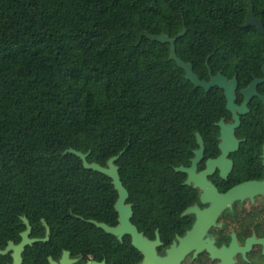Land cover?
<instances>
[{"label":"trees","instance_id":"16d2710c","mask_svg":"<svg viewBox=\"0 0 264 264\" xmlns=\"http://www.w3.org/2000/svg\"><path fill=\"white\" fill-rule=\"evenodd\" d=\"M252 15L264 23V0H0V249L19 241L22 216L79 248L97 230L80 217L116 215L111 180L69 149L102 166L125 150L131 194L149 188L146 166H178L212 106L151 36L177 37L200 76L209 56L255 68L264 36L245 26Z\"/></svg>","mask_w":264,"mask_h":264},{"label":"flooded vegetation","instance_id":"af4514ba","mask_svg":"<svg viewBox=\"0 0 264 264\" xmlns=\"http://www.w3.org/2000/svg\"><path fill=\"white\" fill-rule=\"evenodd\" d=\"M252 54L260 56V61H251L260 66L214 59L211 67L209 56L207 74L194 71L202 81L212 82L219 75L226 80L225 87L201 88L212 106L206 126L194 132L178 166H166L165 172L155 169L158 174L145 167L148 179L143 182L149 188L144 194H131L126 188V204L133 213L130 223L145 241L144 250L134 244L133 235L120 240L93 223L120 225L118 196L116 215H100L98 220L80 217L97 230L85 234L79 248L53 243L48 225L49 240L26 246L22 264H61L62 259L69 264H264V244L259 243L264 241V51ZM157 183L160 188L151 189ZM43 220L38 226L30 224L31 239L47 237ZM25 231L26 226L19 241H13L16 245ZM252 239L257 243L247 250ZM13 263V251L0 255V264Z\"/></svg>","mask_w":264,"mask_h":264},{"label":"water","instance_id":"95a60500","mask_svg":"<svg viewBox=\"0 0 264 264\" xmlns=\"http://www.w3.org/2000/svg\"><path fill=\"white\" fill-rule=\"evenodd\" d=\"M251 25L257 27L260 34L264 36V23L262 20L257 19L254 15H252V19L249 20L245 26L248 27ZM186 31L187 30H184L180 34V36H184L186 34ZM151 39L153 41H158L163 44L171 45L170 60L176 62L178 67L185 71L186 80L192 82V84L195 85L196 87L204 88L207 91L215 85H219L220 87H225L224 85L226 83V80L221 78L220 75L218 77H215L212 82L202 81L199 78V76L195 74L193 64L187 63L178 57L177 52H176L177 37L171 38L170 35L163 33L158 36H151ZM199 139H200V136H199ZM124 152L125 150L122 151L119 155L110 158L106 164V167H103L102 165L95 163V162L90 163L88 161V158L91 154L90 152L83 153L81 151L69 149L65 152V155L73 154L77 156L83 162L85 169L92 170L98 173H102L113 180V185L119 196L117 203H116V210L120 216L119 217L120 225L116 228H113V227L107 226L106 224H101L95 221H93V223L97 227L104 229L105 232H107L108 234L118 237L120 240L123 238L124 235H127V234L133 235L134 244L139 249L144 250L145 241L143 240L142 236L138 234L137 229L134 228L130 223V219L133 215L132 208L130 205L126 204L129 199V192L122 182V179L120 176V167L116 163L121 158V156L124 154ZM21 220H22V224L26 226V231L21 234L22 241L18 245H16L13 241H10L7 248L3 251H0V255H6L10 251H13V258H14L13 264L23 263L22 253L24 252L26 246L32 245L34 242H37V241H48L50 237V228L46 220H43V223L47 228V237L43 240L31 239L29 235L31 233L32 228H31L28 218L26 216H22ZM252 242H256V240L252 239L251 241L248 242L247 250H249ZM259 243L264 244V241H260ZM66 255H68V253H65L64 257H66ZM53 264H57V263L53 262ZM61 264H69V261H64V259H62ZM102 264H105V263H102Z\"/></svg>","mask_w":264,"mask_h":264}]
</instances>
